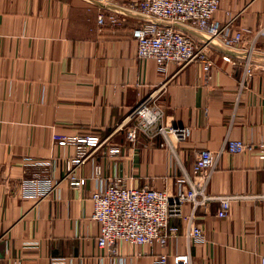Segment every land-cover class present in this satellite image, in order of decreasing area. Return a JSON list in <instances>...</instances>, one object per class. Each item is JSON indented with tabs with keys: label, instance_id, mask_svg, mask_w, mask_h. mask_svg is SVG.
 <instances>
[{
	"label": "crops",
	"instance_id": "crops-1",
	"mask_svg": "<svg viewBox=\"0 0 264 264\" xmlns=\"http://www.w3.org/2000/svg\"><path fill=\"white\" fill-rule=\"evenodd\" d=\"M118 3L0 0V264H155L161 254L166 264H260L264 172L256 146L264 142V57L245 89L240 68L216 55L207 82L199 63H170L162 71L135 57L137 19L106 21L99 29L97 15ZM214 19L220 26L231 22V32L254 29L264 24V0H219ZM151 93L165 120L190 128L184 142L171 141L170 148L143 134L127 140L120 123ZM55 135L103 141L76 171L83 186L61 180L74 147L58 145ZM230 140L254 147L222 151ZM112 147L119 152L110 154ZM202 149L222 151L207 192L236 197L226 217H217L216 200L194 212L186 205L183 218L169 221L178 232L164 247L118 241L110 254L97 245L90 200L97 188L116 178L175 193ZM34 171L56 182L45 197L24 195L20 181ZM190 222L202 228L203 241L186 237Z\"/></svg>",
	"mask_w": 264,
	"mask_h": 264
},
{
	"label": "built area",
	"instance_id": "built-area-1",
	"mask_svg": "<svg viewBox=\"0 0 264 264\" xmlns=\"http://www.w3.org/2000/svg\"><path fill=\"white\" fill-rule=\"evenodd\" d=\"M108 12H100L96 22L101 29L106 21L112 24L137 19L131 31L135 43V57L138 60L151 59L158 69L164 71L168 64L185 67L192 63L202 65L205 81L211 78L213 56L223 62L240 68L238 84L247 88L261 59L264 57V24L254 29L241 28L231 32L230 23L220 26L214 19L219 0H115ZM126 130V138L133 142L139 134L149 139L160 137L162 146L172 147L171 141L184 142L190 128L178 126L164 119V111L154 93L140 100L129 115L120 123ZM54 141L60 146L71 145L74 154L65 161V175L61 180L72 187H81L85 179L76 171L89 157L91 151L103 143L96 135L62 136L55 135ZM254 146L243 141H226L222 151L242 153ZM263 162L264 142L257 146ZM221 151V152H222ZM119 152L118 147L109 149L110 154ZM219 152L218 155L221 153ZM211 150L202 149L195 154L191 173L183 172L180 187L175 193L151 187L134 188L114 179L105 187L97 188L90 197L91 219L99 224L97 245L116 253V243L123 241L132 245H159L164 247L170 236H175L178 227L169 225L171 219L184 217V207L189 205L192 212L218 201L217 217H226L233 195H211L207 184L215 169L218 157ZM95 175H101V167L94 166ZM24 195L30 198L45 197L55 188L56 182L43 171H34L20 181ZM186 187H181L182 184ZM264 199V195L258 196ZM190 220L191 217L189 216ZM186 237L201 242L204 232L199 225L189 223ZM164 254L156 257L155 264H166ZM264 264V257L260 258Z\"/></svg>",
	"mask_w": 264,
	"mask_h": 264
}]
</instances>
